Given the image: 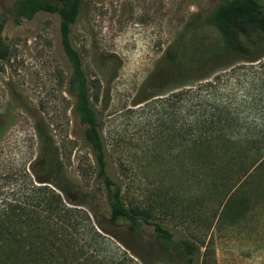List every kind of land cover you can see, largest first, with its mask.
<instances>
[{
	"label": "rangeland",
	"instance_id": "374dc122",
	"mask_svg": "<svg viewBox=\"0 0 264 264\" xmlns=\"http://www.w3.org/2000/svg\"><path fill=\"white\" fill-rule=\"evenodd\" d=\"M17 1L0 0L8 50L0 59V198L21 183L9 175H22L44 151V140L67 177L95 194L85 207L66 205L69 226L61 235H78L77 264H187L173 243L155 240L152 226L129 232L126 222L109 221L85 127L67 89L71 66L59 17L37 12L15 23ZM222 1L80 0L69 36L88 79L107 173L124 205L148 211L172 242L195 245L194 264H264V168L240 185L227 174L224 184L209 186L182 168L191 155L188 141L198 139L187 125L203 109L209 115L215 105L225 107L235 139L264 138V57L249 62L229 53L206 70L177 65L198 48L219 44L208 16ZM95 219L115 237L97 231Z\"/></svg>",
	"mask_w": 264,
	"mask_h": 264
},
{
	"label": "trees",
	"instance_id": "16d2710c",
	"mask_svg": "<svg viewBox=\"0 0 264 264\" xmlns=\"http://www.w3.org/2000/svg\"><path fill=\"white\" fill-rule=\"evenodd\" d=\"M79 4L80 0H20L14 5L13 19L15 23L30 20L37 12L59 17L60 43L71 66L67 89L75 97L74 116L85 127L84 139L91 148L97 177L105 190L109 221L126 222L129 232L138 231L142 225L152 226L157 242L163 246L173 243L187 264H194L198 248L188 240L172 242L171 232L151 222L148 211L126 207L120 186L107 173L105 146L90 104L88 79L69 36ZM208 23L220 34L219 44L210 49L198 48L192 57L177 62L178 66L183 64L188 71L206 70L229 53L238 54L249 62L264 57V7L260 0H223L208 16ZM2 28L3 22H0V59L4 60L8 50L3 44ZM199 112L187 125L189 132H197L198 139L188 141L187 150L191 155L182 161L184 171L198 177L204 186L224 184L227 174L232 176L233 185H240L251 173L264 168V138L232 137L230 116L223 106L215 105L209 115H204V109ZM42 148L44 151L22 170V175L17 172L9 175L13 181L19 178L22 181L0 198V264H77L75 254L82 247H75L78 235H61L69 226L65 217L71 208L66 205L85 207L86 202L94 200L95 194L67 177L62 163L47 150L44 140ZM69 194L76 196L78 203ZM94 224L97 231L115 237L107 225L96 219ZM92 230L95 232L93 226Z\"/></svg>",
	"mask_w": 264,
	"mask_h": 264
},
{
	"label": "flooded vegetation",
	"instance_id": "af4514ba",
	"mask_svg": "<svg viewBox=\"0 0 264 264\" xmlns=\"http://www.w3.org/2000/svg\"><path fill=\"white\" fill-rule=\"evenodd\" d=\"M79 7H80V4H79ZM74 23H75V22H74ZM74 23H72L71 26H72Z\"/></svg>",
	"mask_w": 264,
	"mask_h": 264
}]
</instances>
